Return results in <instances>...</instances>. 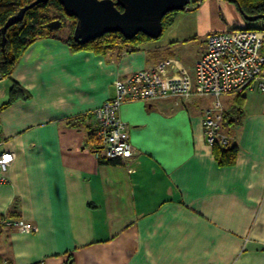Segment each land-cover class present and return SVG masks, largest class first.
Segmentation results:
<instances>
[{"label": "crops", "instance_id": "0c3cea01", "mask_svg": "<svg viewBox=\"0 0 264 264\" xmlns=\"http://www.w3.org/2000/svg\"><path fill=\"white\" fill-rule=\"evenodd\" d=\"M249 27L234 3L202 0L135 49L73 51L57 33L31 44L0 80L15 157L0 216L35 230L0 228V264H264V92L221 98L231 164L205 141L211 97L124 103L135 152L117 164L96 156L92 118L115 81L167 60L192 72L208 35ZM13 83L25 95L9 103Z\"/></svg>", "mask_w": 264, "mask_h": 264}, {"label": "built area", "instance_id": "2783aa9c", "mask_svg": "<svg viewBox=\"0 0 264 264\" xmlns=\"http://www.w3.org/2000/svg\"><path fill=\"white\" fill-rule=\"evenodd\" d=\"M206 44V53L197 60L192 72L167 60L114 82V97L92 112L99 144L98 158L123 161L135 152L126 123L119 116L124 103L170 97L190 99L193 94L213 99L203 113L206 143L211 147L229 146L230 137L222 130L225 110L221 98L227 94L241 95L254 88L264 92V31L216 32L208 35ZM14 160V154L4 150L0 142V185L9 183ZM0 228L21 232L35 230L32 224L8 216H0Z\"/></svg>", "mask_w": 264, "mask_h": 264}, {"label": "trees", "instance_id": "16d2710c", "mask_svg": "<svg viewBox=\"0 0 264 264\" xmlns=\"http://www.w3.org/2000/svg\"><path fill=\"white\" fill-rule=\"evenodd\" d=\"M35 0H0V78H10L13 67L22 53L34 42L47 37H55V32L50 29L49 24L54 20H60L62 27H66V18L64 9L58 0H47L45 3H39L25 13L23 20L10 27L5 34L6 42L2 46L1 29L9 18L16 15L19 10L27 5H30ZM202 0H195L199 3ZM234 3L241 12L247 16L264 15V0H226ZM176 12L168 13L163 18V30L168 27L175 16ZM70 25V33L64 38V42L70 46L73 51L89 50L97 54L104 55L110 51L130 48L135 49L139 43L145 40H151L143 34H138L132 40H126L120 33H109L104 36L92 40L86 44H79L74 41L73 33L76 26V20ZM260 27H249L248 30L264 31V20H260ZM61 27V28H62ZM0 79V80H1ZM24 90L17 84L13 83L10 95V102L16 101L24 96ZM8 103V104H9ZM236 112L241 114V110L237 107ZM227 114L224 113V120ZM240 118V117H239ZM236 119V122L239 121ZM235 120V119H234ZM216 158L221 164H231L235 159L237 147L224 148L220 145L213 146ZM106 164H117L119 160L104 162ZM40 264V263H37Z\"/></svg>", "mask_w": 264, "mask_h": 264}, {"label": "water", "instance_id": "95a60500", "mask_svg": "<svg viewBox=\"0 0 264 264\" xmlns=\"http://www.w3.org/2000/svg\"><path fill=\"white\" fill-rule=\"evenodd\" d=\"M47 0H35L8 19L1 29L2 46L6 42V31L20 23L25 13L39 3ZM65 15L76 20L73 39L86 44L109 33H120L126 40H132L138 34L150 39H158L163 33V18L171 12L185 11L191 0H58ZM241 12V10H240ZM247 22L264 20V15L247 16ZM51 30L62 27L60 20L50 22Z\"/></svg>", "mask_w": 264, "mask_h": 264}, {"label": "rangeland", "instance_id": "374dc122", "mask_svg": "<svg viewBox=\"0 0 264 264\" xmlns=\"http://www.w3.org/2000/svg\"><path fill=\"white\" fill-rule=\"evenodd\" d=\"M196 6H197V3L194 0H192L187 8H193V7H196ZM182 13H184V11L176 12V14H179V15H182ZM65 22H66V27H62V28L56 30V32H55L59 36L67 37L69 35V33H70V25L74 22V20L70 19V18H66ZM224 25H227V24L224 22ZM248 25L250 27H255L256 28V27H260L262 25V22L260 20L256 21V22H252V23L248 22ZM242 29H244V28H242ZM5 81H7V80H3L2 82H5ZM2 82L0 83V103L4 102L3 100H1L3 94H7L6 93L7 91L3 88L4 85H6V84L2 83Z\"/></svg>", "mask_w": 264, "mask_h": 264}]
</instances>
